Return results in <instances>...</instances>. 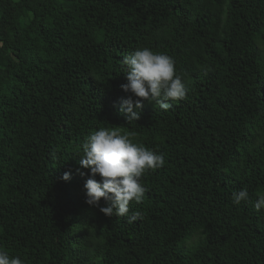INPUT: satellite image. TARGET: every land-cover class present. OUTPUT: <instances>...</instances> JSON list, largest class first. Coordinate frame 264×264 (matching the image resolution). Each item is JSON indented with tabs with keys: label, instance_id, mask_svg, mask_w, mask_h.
<instances>
[{
	"label": "trees",
	"instance_id": "trees-1",
	"mask_svg": "<svg viewBox=\"0 0 264 264\" xmlns=\"http://www.w3.org/2000/svg\"><path fill=\"white\" fill-rule=\"evenodd\" d=\"M144 47L172 57L187 89L167 110L122 88L124 57ZM129 96L143 104L138 120L122 108ZM101 127L165 157L126 216L86 203L81 145ZM244 188L249 201L235 205ZM260 196L264 0H0V248L10 256L264 264Z\"/></svg>",
	"mask_w": 264,
	"mask_h": 264
},
{
	"label": "clouds",
	"instance_id": "clouds-1",
	"mask_svg": "<svg viewBox=\"0 0 264 264\" xmlns=\"http://www.w3.org/2000/svg\"><path fill=\"white\" fill-rule=\"evenodd\" d=\"M123 65L127 69V83L122 85L125 92L134 94L150 103H157L164 110L170 107L164 101L183 100L187 89L182 77L176 73L175 61L163 52H155L148 47L134 51L125 56ZM122 108L129 113L128 120H138L139 111L143 108L140 99L131 96L124 99ZM135 133L123 132L120 127L104 128L93 131L81 145V167L90 170V178L84 187L86 203L99 207L107 216L128 215L131 202L141 203L147 191L142 176L147 170H156L165 163L164 154L133 142ZM79 171V169L77 170ZM97 175L101 177L98 181ZM64 180L70 179L65 173ZM107 206H100L101 199ZM249 192L246 188L233 192L235 205L248 202ZM257 211L264 207V196H260L255 204ZM135 213L130 220L137 218ZM0 264H24L19 256H10L7 250L0 248Z\"/></svg>",
	"mask_w": 264,
	"mask_h": 264
}]
</instances>
